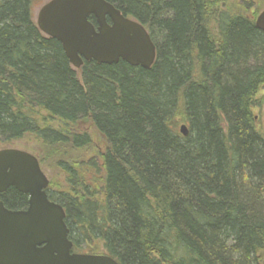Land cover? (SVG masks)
Wrapping results in <instances>:
<instances>
[{
    "label": "trees",
    "instance_id": "trees-1",
    "mask_svg": "<svg viewBox=\"0 0 264 264\" xmlns=\"http://www.w3.org/2000/svg\"><path fill=\"white\" fill-rule=\"evenodd\" d=\"M106 1L146 28L151 67L75 69L38 28L34 0H0V149L86 151L85 119L102 136L98 159L58 160L64 185L47 187L73 252L100 241L119 264H264V128L252 112L264 32L220 0ZM0 200L20 210L28 195L10 187Z\"/></svg>",
    "mask_w": 264,
    "mask_h": 264
},
{
    "label": "water",
    "instance_id": "water-1",
    "mask_svg": "<svg viewBox=\"0 0 264 264\" xmlns=\"http://www.w3.org/2000/svg\"><path fill=\"white\" fill-rule=\"evenodd\" d=\"M36 24L61 44L75 69L84 61L119 60L147 69L155 61L156 48L146 28L106 0H48L39 8ZM255 26L264 32V10ZM179 131L188 133L185 125ZM48 185L35 155L18 148L0 149V193L13 187L28 195L27 207L20 210H11L0 200V264H119L107 254L72 252L65 211L48 198Z\"/></svg>",
    "mask_w": 264,
    "mask_h": 264
},
{
    "label": "rangeland",
    "instance_id": "rangeland-1",
    "mask_svg": "<svg viewBox=\"0 0 264 264\" xmlns=\"http://www.w3.org/2000/svg\"><path fill=\"white\" fill-rule=\"evenodd\" d=\"M48 0H34L33 2V18L36 21V16L39 8ZM220 8L229 9L233 13H245L251 18L256 16L264 10V0H220ZM79 69V68H78ZM252 112L257 121L258 126L263 127L264 116V85H262L255 95V102L252 107ZM76 129L87 131L91 137V145L86 151L73 150L71 148L62 149L52 153L39 155L32 148V143L27 139H21L11 142L9 147L25 150L30 153H35L41 161V169L49 180V187L54 190H59L63 187L65 182V175L58 166V160H69L75 163V168L80 169L90 161V159H98V153H101L105 148V142L102 136L95 130L94 126L88 119L82 120L78 123ZM79 130V131H80ZM58 152V153H55ZM97 157V158H96ZM85 252L91 254H103L100 241H94L90 245L82 246Z\"/></svg>",
    "mask_w": 264,
    "mask_h": 264
},
{
    "label": "flooded vegetation",
    "instance_id": "flooded-vegetation-1",
    "mask_svg": "<svg viewBox=\"0 0 264 264\" xmlns=\"http://www.w3.org/2000/svg\"><path fill=\"white\" fill-rule=\"evenodd\" d=\"M73 252V251H72Z\"/></svg>",
    "mask_w": 264,
    "mask_h": 264
}]
</instances>
